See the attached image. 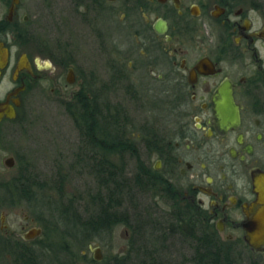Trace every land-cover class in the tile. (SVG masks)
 <instances>
[{"label": "flooded vegetation", "instance_id": "af4514ba", "mask_svg": "<svg viewBox=\"0 0 264 264\" xmlns=\"http://www.w3.org/2000/svg\"><path fill=\"white\" fill-rule=\"evenodd\" d=\"M30 1L0 0V13L7 8L6 17H0V40L11 50L9 66L0 81V106L7 104L17 113L16 118H9L5 109L0 110V132L4 125L17 120L26 94L45 77L43 72L54 73L51 63L64 71L63 75L56 73L53 77L64 79L65 86L83 80L81 87L68 95L72 102L81 92L92 98L97 85H101L100 75L82 73L75 54L65 46L68 43L59 44V39L54 45L53 39L40 37L37 29L28 24L32 22L27 14ZM64 3L65 0L59 1L61 6ZM70 3L72 11L59 7V18L65 23L76 20V27L84 24L96 29L104 48L101 50L107 57L109 79L102 82L99 92L122 90L130 96L148 92L154 94V101L156 94L167 103L174 120L168 134H155L151 148L144 145L142 159L150 170L142 176L144 187L140 190L153 193L155 198L142 209L143 214L152 211L154 219L166 221L175 216L176 206L195 205L222 241L232 243L237 231L250 248L244 240L243 223L248 214L249 218L254 214L251 207L259 198L254 177L264 173V3L261 0H70ZM53 6L49 0L42 6L45 13L42 20L38 19L43 25L51 24L54 11L49 10H54ZM37 21L32 25L38 27ZM106 27H109L107 36ZM132 35L136 38L133 43ZM20 43L35 45L51 63L42 62L28 51L17 56L14 45ZM23 53L30 69L16 73ZM83 78L88 80V86ZM58 92L67 94L61 85ZM155 103L160 106L159 99ZM106 138L111 140V134ZM152 157L156 159L150 164ZM133 173L134 170L130 172ZM13 200L0 197V206L7 205L4 201L12 204ZM159 205L167 206L169 212ZM28 218L26 214L25 219ZM38 218L44 220L42 215ZM32 228H40L41 233L28 239L25 234ZM227 229L233 233L225 236ZM42 233L40 226L26 229L22 224L20 229H11L3 209L0 264H28L23 254L35 252L33 245ZM164 234L156 232L158 243L166 244L175 236L170 231L165 239ZM149 242L144 237L142 246Z\"/></svg>", "mask_w": 264, "mask_h": 264}, {"label": "rangeland", "instance_id": "374dc122", "mask_svg": "<svg viewBox=\"0 0 264 264\" xmlns=\"http://www.w3.org/2000/svg\"><path fill=\"white\" fill-rule=\"evenodd\" d=\"M49 1L54 4L53 7L55 8L54 10H49L54 11V15L51 16V24L43 25L42 21L39 20L40 17L42 20L45 13L42 11V6L44 7L48 0L30 1L29 13L27 14L30 15L32 22L38 20L39 22L37 21L36 23L39 26L32 25V22L28 24L37 29L40 37L53 39L54 45H57L56 43L59 42V39H61L59 44L68 43V46H65L70 49L71 53L75 54L74 57L77 59L78 66L79 68L81 67L83 74L88 76L91 72H94L96 75H100L101 85L102 82H108L107 57L103 53L104 50H101L104 48L101 47L97 38V30H93L92 27L84 24L76 27L74 24L76 20L65 23L64 20L59 18V7H62V9L65 7L68 11H72L70 0H65L63 6L59 4L60 0ZM261 1L264 3V0ZM6 15L7 8L2 10L0 17L3 19ZM40 26L43 29H40ZM106 28L105 33L107 36L109 27ZM131 40V43L136 41L134 35L131 36ZM14 46L17 56L23 51H28L29 54L39 57L42 62L51 63L49 58L41 56L37 49L38 47L33 44L20 43ZM53 47L56 48V46ZM51 67L54 73L49 70L43 72L45 77L32 85L31 90L26 94L25 104L17 120L4 125L0 132V197L3 199H14L11 202L12 204L9 205V202L4 201L7 205L0 206V213L3 209L6 210L11 229H20L22 224L26 226V229L32 226L43 228L42 235L33 245L35 252L38 251L36 253L38 254L39 262L36 264H54L51 258L54 256H50L45 249L52 245H63L65 242L68 243V241L75 246L76 251L86 254V259L78 264H99L97 261H93L94 253L92 249L96 246L101 247L103 260L116 255H124L127 252L130 237V231L127 226L117 225L112 235L102 236L90 241L82 238V236H80V239L73 238L67 232H63L62 223H60V228L56 227V229H46L45 227V225L47 227L48 225L54 226V223L59 218L58 212L49 207V199L53 204L50 206L53 207L62 203L59 196V183L57 184L59 178L63 181V200H73L75 205H79L81 210L87 207V210H90V207H93L90 205L89 194L93 193L97 188L95 178L88 164L79 160V157H82V159L86 158L89 153L85 149L80 129L75 122V117L79 118V120L81 118L79 114L77 115L78 110L74 107V103H71L73 101L70 100L71 96H68L81 87L83 80H77L74 84L65 86L64 79L58 80V78L53 77L56 73L63 75L64 71L52 63ZM85 78H83L85 85L88 86L89 82ZM60 85L67 94L62 95L58 92ZM101 85H97L95 93L99 92L98 89ZM52 88L56 90L52 91ZM106 95L112 105L117 104L125 109V116L128 121L126 126L127 137L134 140L140 150L139 156L141 158L144 156V145L148 144L146 141L148 137L157 133L168 134L169 128L174 125L167 103L164 102L160 95L161 99L155 94V101L153 100L154 94L148 92L137 94L135 97L134 95H126L122 90H109ZM157 99H159L160 106L155 103ZM8 157L14 158L12 167L5 164V159ZM110 157L116 164L122 165L121 155L112 154ZM124 159L126 163L125 166L123 165L125 175L132 178L130 172L137 168L138 160L128 154H125ZM155 159L156 157H152L150 164H153ZM27 167L28 172L35 180L32 183V189L34 190L32 192L34 198L32 199L26 195L20 196V193L15 190L17 184L14 179L25 171ZM127 170L129 173H126ZM134 196V200L137 201L136 213L138 211L139 215L142 214L140 217L144 219L146 216L143 214L142 209L151 204V199L155 197L153 193H143L137 188L134 190ZM143 199L147 200L142 202L141 200ZM125 205L132 212L135 210L133 207L130 208L132 204L129 201ZM159 206L161 210L164 209L163 211L169 212L167 206ZM92 210L94 211L95 209ZM26 214L29 215L28 219H25ZM38 215H42L45 221L40 220ZM31 218H35L37 222H32ZM229 233H233L232 229H227L224 235L226 236ZM65 234L67 236H64ZM234 234L235 239L232 240L233 252L238 264H249L253 260L264 264V253H258L248 248L243 239H241V232L236 231ZM88 242L91 244L85 246V243ZM158 245L162 257L167 261H171L172 264L183 263L182 261H185V258L191 254L188 243H179L177 237L170 239L167 243L168 247L161 243H158ZM42 250L44 251L42 252ZM16 256L19 257L18 254ZM100 264L105 263L102 261Z\"/></svg>", "mask_w": 264, "mask_h": 264}, {"label": "trees", "instance_id": "16d2710c", "mask_svg": "<svg viewBox=\"0 0 264 264\" xmlns=\"http://www.w3.org/2000/svg\"><path fill=\"white\" fill-rule=\"evenodd\" d=\"M261 5L260 3L258 6L261 7ZM1 30L6 31L5 28ZM71 103H74V107L78 110L77 115L79 114L81 118L79 120L75 117V122L80 129L85 149L89 153V156L83 159L79 157V160L88 164L97 188L89 194L90 205L93 207H90V210H87L88 207L81 210L73 200H63V181L59 178L57 184L59 183V196L62 203L53 207L50 206L52 203L49 199V207L58 212L59 218L57 217L54 226L45 225L46 229L60 228L62 223L63 232H67L73 238L80 239L82 236L90 241L112 235L117 225L127 226L130 231L127 252L124 255L102 260L105 264H172L160 253L157 241L159 237L156 235L158 230L160 233H165V239L167 233L171 231L174 237L178 238L179 243H188L191 254L180 264H238L233 252V244L222 241L216 235L213 227L202 219V212L195 205L183 208L176 206L173 212L175 216L164 222L154 219L152 211H148L146 218L142 219L140 217L142 214L139 215L138 211L136 213L137 201L134 200V190L144 187L142 176L148 174L150 166L139 156L134 140L127 137L128 121L125 109L117 104L112 105L105 92H96L92 98L81 92L77 100ZM109 134L112 136L111 140L106 138ZM154 135L147 140L150 148L155 142ZM112 154L121 155L122 165L116 164L111 159ZM125 154L138 160L132 178L127 177L124 172ZM14 182L17 184L15 190L20 193V196L34 198L32 183L35 180L28 172V167L14 179ZM127 201L132 204L130 208L135 209L133 212L126 207ZM144 237L151 242L143 247ZM90 244L85 243V246ZM162 244L168 246L167 243ZM74 247L68 241L63 245H52L45 251H48L50 256H54L51 257L54 264H78L86 259V254L76 251ZM24 255L25 262L28 264L39 262L38 254L33 250L27 251ZM93 261L96 260L93 259ZM102 261L97 262L100 264ZM249 264L260 263L253 260Z\"/></svg>", "mask_w": 264, "mask_h": 264}, {"label": "water", "instance_id": "95a60500", "mask_svg": "<svg viewBox=\"0 0 264 264\" xmlns=\"http://www.w3.org/2000/svg\"><path fill=\"white\" fill-rule=\"evenodd\" d=\"M13 10H14V6H12L10 10V14L8 16L9 19H11L12 17ZM10 59H11L10 48L6 45L4 41L0 40V81L4 74V70L9 66ZM25 68L30 69V66H28L27 55L23 53L19 61V64L17 66L16 73L20 69H25ZM69 81L72 82V78H69ZM228 101H230L231 103V98H229ZM17 104L19 105V101H17ZM0 107H1L0 110L5 109L7 117L16 118L17 113L14 108L7 107V104L6 105L1 104ZM237 119L238 116L236 117V120ZM5 164L9 167H12L14 165V158L8 157L7 159H5ZM254 185L256 186V190L259 194V198L258 201L251 207L253 208V210H255L254 214L252 215L251 218H249L250 216L248 214V220L243 223V227L245 230L244 240L250 246L251 250L256 251L258 253H264V173H259L254 177ZM40 233H41L40 228H32L25 234V237L28 239L34 238ZM92 251L94 253V259L96 261L103 260L102 249L100 246H96L95 248L92 249Z\"/></svg>", "mask_w": 264, "mask_h": 264}]
</instances>
